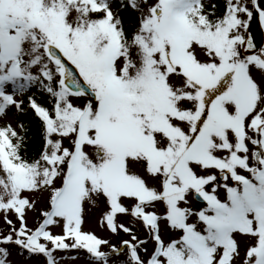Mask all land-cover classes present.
Wrapping results in <instances>:
<instances>
[{
    "label": "snow or ice",
    "instance_id": "obj_1",
    "mask_svg": "<svg viewBox=\"0 0 264 264\" xmlns=\"http://www.w3.org/2000/svg\"><path fill=\"white\" fill-rule=\"evenodd\" d=\"M254 14L0 0V264H264Z\"/></svg>",
    "mask_w": 264,
    "mask_h": 264
},
{
    "label": "rangeland",
    "instance_id": "obj_2",
    "mask_svg": "<svg viewBox=\"0 0 264 264\" xmlns=\"http://www.w3.org/2000/svg\"><path fill=\"white\" fill-rule=\"evenodd\" d=\"M254 15H255V14H254ZM252 21H254V18H253ZM252 21H251V22H252ZM249 26H250V23H249ZM260 26H261V28H262V26H263L262 29H264V25H263V24H262V25L260 24ZM263 32H264V30H263ZM246 35H247V34H246ZM263 35H264V34H263ZM246 37H247V36H246ZM261 49H264V38H263V46L261 47ZM89 227H91V228H93V229H96V225H95L94 223L89 224ZM96 231H97V234H98V235H105V233L100 232L99 229H96ZM21 261H22V264H25V262H23L22 258H21ZM63 264H73V262H72L71 260H67V261H64ZM75 264H82V261H77V262H75Z\"/></svg>",
    "mask_w": 264,
    "mask_h": 264
},
{
    "label": "water",
    "instance_id": "obj_3",
    "mask_svg": "<svg viewBox=\"0 0 264 264\" xmlns=\"http://www.w3.org/2000/svg\"><path fill=\"white\" fill-rule=\"evenodd\" d=\"M255 30H256V28L253 27V28L250 29V31H249V35L251 36V38H252V40H253V43L256 45V49L252 50L253 52H255V51L257 50V48H258V44H257V43H258V38H257V36H256Z\"/></svg>",
    "mask_w": 264,
    "mask_h": 264
}]
</instances>
